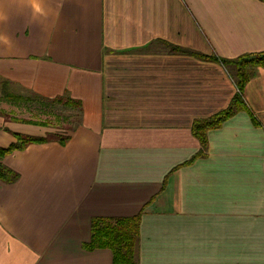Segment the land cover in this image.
Instances as JSON below:
<instances>
[{"label": "crops", "instance_id": "crops-1", "mask_svg": "<svg viewBox=\"0 0 264 264\" xmlns=\"http://www.w3.org/2000/svg\"><path fill=\"white\" fill-rule=\"evenodd\" d=\"M263 51L264 0H0V146L49 138L3 159L0 264H115L93 220L136 215L138 264H264V68L194 131L238 91L215 57Z\"/></svg>", "mask_w": 264, "mask_h": 264}, {"label": "trees", "instance_id": "trees-1", "mask_svg": "<svg viewBox=\"0 0 264 264\" xmlns=\"http://www.w3.org/2000/svg\"><path fill=\"white\" fill-rule=\"evenodd\" d=\"M175 49L173 47V50ZM215 59L228 69L238 91L227 109L207 119L195 121L194 131L201 140L204 149L207 148V131L220 126L234 113L236 105L243 104V90L249 79L254 76V69L257 67L264 68V51L244 54L232 59L222 57H215ZM16 136L17 141L9 147L0 146V179L7 183L16 181L19 174L6 166L3 159L15 150L24 149L30 143H40L49 140L48 137H35L20 133H17ZM63 138L65 137H61V139ZM139 219L138 215L124 218H95L92 224L91 241L87 244L88 248L111 249L115 264H138Z\"/></svg>", "mask_w": 264, "mask_h": 264}, {"label": "rangeland", "instance_id": "rangeland-1", "mask_svg": "<svg viewBox=\"0 0 264 264\" xmlns=\"http://www.w3.org/2000/svg\"><path fill=\"white\" fill-rule=\"evenodd\" d=\"M24 100L25 99H23L22 103L15 108V113H17V115H25L39 121L44 120L43 123L50 128L59 130L61 134L68 131L69 127L76 122L75 115L71 114V107L68 108V106L65 105V102L67 101L59 103L56 100L35 99L32 103L28 102L27 99L26 101ZM0 108H10V106L5 103V100L0 98ZM49 137L54 138L56 136L49 135Z\"/></svg>", "mask_w": 264, "mask_h": 264}]
</instances>
